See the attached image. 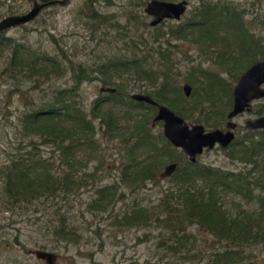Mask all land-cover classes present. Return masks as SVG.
Here are the masks:
<instances>
[{
	"label": "trees",
	"instance_id": "16d2710c",
	"mask_svg": "<svg viewBox=\"0 0 264 264\" xmlns=\"http://www.w3.org/2000/svg\"><path fill=\"white\" fill-rule=\"evenodd\" d=\"M146 1L143 0L140 5L143 7ZM97 2L89 0L84 13L90 23L92 39L108 26L119 27L117 23L108 21L110 15H103L94 8ZM242 13V10L224 1L200 0L184 23L175 29L156 32L150 42L144 41L149 45L145 57L115 58L101 66L106 70L113 69V73L103 74L102 70L100 77L90 78L78 66L79 74L75 76L77 85L83 79H96L102 87L114 89L115 93H100L99 90L105 96L97 98L86 111L71 101L76 89L61 90L56 92L45 109H36L25 115L21 130L25 140L19 143V155L11 156L0 167L2 211L12 213L17 207L23 210L33 208V215H25L31 219L41 214L46 205L53 206V219L56 220L52 226L49 222L53 219L47 222L46 233L59 243H80L81 235L68 225L59 202L75 198L82 189L90 187L95 197L86 204V211L97 215L112 210L117 201L125 198V194L119 192L118 184L98 187L100 147L114 141L127 142V160L123 161L121 169V181L127 188V198L129 194H137L147 183L156 185L166 181L170 186L162 192L154 206L135 203L122 214L110 216L114 227L158 230L164 252L176 259L177 263L256 262L258 256L254 248L264 250V130L250 131L246 128L244 138H235L227 148L220 147L221 152L229 151L227 156L232 161L245 167L239 171H226L221 167L204 166L198 160L195 163L188 161L184 165L176 159L173 151L178 149L163 135H158L160 141H157L158 138L150 134L155 107L130 100V97L116 104L123 106L118 114L111 108L103 107L107 99L122 97L126 89L122 81L132 80L143 86L142 91L146 95L167 106L183 120L203 123L206 128L214 129L232 108L233 87L223 81L218 73L191 67L184 82L193 87L194 101L191 105L185 104L181 88L176 87V77L180 76L175 72L177 63L173 60V49L177 45L173 41H186L199 46L209 61L223 69L224 73H232V45L221 26L237 33L238 47L243 57L250 59L255 54L263 53L260 45H263L264 39H253ZM4 33L0 34V39H4ZM17 50L8 68L13 74L23 73L27 80L35 76L43 79L48 78L53 69L59 68V63L51 58L41 60V64L37 63L39 58L36 56L29 60H18ZM256 63L249 62L242 70H248ZM238 78L236 76L235 80ZM262 113L264 107L259 111V116ZM98 134L101 140L96 139ZM42 147L49 148L57 158H48L53 160L51 163L44 159ZM96 160L100 162L99 166L88 172L89 164ZM170 163L178 165L175 173L161 179L160 174ZM227 202L232 203L231 209L225 206ZM246 207L252 209L247 210ZM20 217L19 222L25 218ZM36 219L40 220V216H36ZM192 227L196 232H191ZM20 235L18 230L16 243L27 253V247L19 242Z\"/></svg>",
	"mask_w": 264,
	"mask_h": 264
},
{
	"label": "rangeland",
	"instance_id": "374dc122",
	"mask_svg": "<svg viewBox=\"0 0 264 264\" xmlns=\"http://www.w3.org/2000/svg\"><path fill=\"white\" fill-rule=\"evenodd\" d=\"M149 1L151 0L146 1L142 7L140 2L143 0H98L97 3H94V8L103 15H110L108 21L111 24L117 23L119 27L108 26L97 32L94 39H92L90 23L84 14L89 0H70L64 7L56 6L46 9L26 27L11 29L3 34L4 39H0V44H2L0 46V167L11 156L19 155V143L25 140L22 138L21 131L25 115L36 109H45L56 92L76 89L71 101H74L79 107L82 106L86 111H89L97 98L105 96V94L99 93L103 85L96 79H83L82 83L77 85L75 76L79 74L78 66H81L90 78L100 77L102 70H104L103 74L113 73V69L106 70L101 66L111 63L110 61L115 58L145 57L149 45L147 46L144 41L150 42L156 32H165L169 28L175 29L184 23L190 17L194 7L200 2V0H185L188 4L187 11L179 21L166 20L152 28L149 25L152 18L144 12ZM179 1L181 0L166 2ZM211 1H224L234 5L240 11L242 10L249 34L253 39H264V0ZM29 10V0H0V20L8 16L26 13ZM220 28L230 37L229 42L232 45L230 55L233 60L230 62L234 64L233 69H230L232 73H224L223 69L209 61V57L199 50V46L186 41H173L177 45V48L173 49L175 53L173 60L177 63L175 72L180 76V78L176 77V87L181 88V96L187 105H191L194 101L191 85H189L191 87L189 97L184 96L182 91L183 85L188 84L184 82V78L188 74L189 68L207 69L218 73L223 81L234 87L237 82L236 76L240 77L246 71L242 68H246L252 61L257 63L261 60L264 61V42L263 45H260L263 53L255 54L254 57L248 59L242 56L241 48L238 47L237 33L223 26ZM16 48L19 49L15 52L18 60H22V58L29 60L36 56L39 58L37 63L41 64V60L51 58L59 63V68L53 69V73L43 79L35 76L27 80L23 73L15 72L13 74L14 72L9 71L8 68ZM237 67L238 69H236ZM236 70L241 72L238 73ZM119 72L121 73V71ZM125 74L127 76V72ZM133 80L136 81L135 78ZM122 82L126 84L122 97L107 99L108 102L103 104L104 108H111L117 114L123 106L116 104L127 100L133 94H145L142 91L143 86H139L138 82L132 80ZM263 107L264 99L255 101L250 113H243L233 120L238 126L235 132L236 139L240 140L246 135L244 123L247 120L264 116V113L259 116V111ZM98 122L99 120H97ZM185 122L189 125H202L206 131L213 130L206 128L203 123ZM225 123L226 118L221 119L219 125L214 129H225ZM150 134L154 138H158L160 134L163 135L162 123H156L151 128ZM257 136L260 135L257 134ZM96 139L101 140L100 134ZM157 141L160 139L158 138ZM26 149H29V146H26ZM100 149L102 154L98 158L101 161V169L97 178L98 187L118 184V190L125 194V198L117 201L112 210L97 215L90 214L85 209L86 204L95 197L93 188L82 189L77 197L70 200H60L61 213L67 217L68 225L75 228L81 235V241L78 244L56 242L52 235L46 233V224L55 216V207L46 205L41 214L36 215L40 216L39 220L36 219V216L31 219L25 217L27 214L28 216L33 215V208L23 210L17 207L10 213L3 212V206L0 204V264H45L31 254L37 250L56 254L58 256L56 264H92L93 262L96 264H182L177 263L176 259L164 252L160 244L161 236L158 230L153 228H117L114 227L112 219H110V216L122 214L135 203L147 207L154 206L170 183L166 181H161L156 185L147 183L137 194H129L127 198V188L122 185L121 181L122 164L127 160V142L114 141L107 146L103 144ZM41 152H45L44 159L49 160L48 158L51 157L54 160L57 158V155H52L47 147H42ZM228 153L229 151L221 152L220 147L217 146L210 151H204L197 157V160L204 166L221 167L226 171L245 169L241 163L232 161L227 156ZM173 156L184 165L188 162L187 157L179 150L173 151ZM53 160H49V162L51 163ZM99 164L98 160L91 162L88 172L93 171V168ZM231 204L227 202L225 206L231 209ZM246 209L251 210L252 208L246 207ZM20 216L25 217H22L24 220L21 221L24 224H19L21 223L19 222ZM54 220L56 219L49 222L50 226ZM18 230L21 233L19 242L27 247V253L16 243ZM190 230L196 232L195 227ZM200 233L202 232L200 231ZM207 250L209 251L210 248L207 247ZM262 250L254 248V253L258 258L252 264H264ZM200 264H206V261H202Z\"/></svg>",
	"mask_w": 264,
	"mask_h": 264
},
{
	"label": "water",
	"instance_id": "95a60500",
	"mask_svg": "<svg viewBox=\"0 0 264 264\" xmlns=\"http://www.w3.org/2000/svg\"><path fill=\"white\" fill-rule=\"evenodd\" d=\"M70 0H29L30 10L20 15L8 16L0 20V34L15 28H21L31 24L43 10L52 6H66ZM188 4L185 0L179 2H166L159 0L149 1L144 12L152 18L150 27L154 28L162 22L179 21L186 13ZM264 61L258 62L240 75L232 89V109L227 114L226 130L216 129L206 131L202 125H189L179 115L175 114L167 106L155 102L149 95L133 94L130 98L138 103H146L156 108V114L151 126L162 123L163 137L176 149L180 150L189 162L195 163L197 157L204 151H210L214 147L227 148L234 140V130L237 124L233 120L243 113L252 111L255 101L264 99ZM184 95L189 97L191 87L184 84ZM100 93H115L114 89L102 87ZM250 131L264 130V116L244 123ZM176 163L167 165L160 174L161 179L171 177L176 169ZM32 255L38 261L45 264H56L58 256L46 251H33Z\"/></svg>",
	"mask_w": 264,
	"mask_h": 264
},
{
	"label": "flooded vegetation",
	"instance_id": "af4514ba",
	"mask_svg": "<svg viewBox=\"0 0 264 264\" xmlns=\"http://www.w3.org/2000/svg\"><path fill=\"white\" fill-rule=\"evenodd\" d=\"M231 109H232V108H231ZM230 111H231V110H230ZM230 111H229V112H230ZM229 112H228V113H229ZM228 113H227V114H228ZM227 114H226V116H227ZM226 124H227V120H226L225 126H226ZM218 129H220V128H218ZM237 129H238V126H237L236 129L234 130V134H235V132H236ZM213 130H216V129H213ZM221 130L225 131L226 128H225V129H221ZM211 131H212V130H211ZM235 137H236V135H235ZM216 147H217V146H216ZM214 148H215V147H214Z\"/></svg>",
	"mask_w": 264,
	"mask_h": 264
}]
</instances>
